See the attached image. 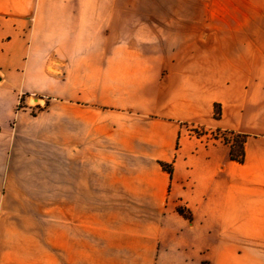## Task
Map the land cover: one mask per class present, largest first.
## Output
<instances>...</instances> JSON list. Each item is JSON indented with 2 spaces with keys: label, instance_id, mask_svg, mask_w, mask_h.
Wrapping results in <instances>:
<instances>
[{
  "label": "crops",
  "instance_id": "0c3cea01",
  "mask_svg": "<svg viewBox=\"0 0 264 264\" xmlns=\"http://www.w3.org/2000/svg\"><path fill=\"white\" fill-rule=\"evenodd\" d=\"M118 2L0 0V187L52 150L55 208L103 210L55 209L52 264H264V35H153Z\"/></svg>",
  "mask_w": 264,
  "mask_h": 264
},
{
  "label": "rangeland",
  "instance_id": "374dc122",
  "mask_svg": "<svg viewBox=\"0 0 264 264\" xmlns=\"http://www.w3.org/2000/svg\"><path fill=\"white\" fill-rule=\"evenodd\" d=\"M229 1L236 3V0ZM244 1L257 7L214 6L210 5V0H121L117 7L128 13L123 14L121 20L125 26L150 25L153 35L174 37L177 30H183L188 36L192 32L207 35L209 23L214 20L211 16H216L217 31L242 27L245 32L257 30L264 35V0ZM234 18L243 24H233ZM32 112L35 114L39 110ZM36 151L24 147V156L17 157L15 170L7 175L2 182L4 186L0 187V249L9 259H15L6 264H52L55 225L61 229L68 226L64 221H57L56 212L58 215L72 212L74 216L88 213L100 216L103 211L55 208V152L41 151L44 155L37 156ZM94 225L99 226V223ZM174 257L177 259L169 263L180 264L178 255Z\"/></svg>",
  "mask_w": 264,
  "mask_h": 264
},
{
  "label": "trees",
  "instance_id": "16d2710c",
  "mask_svg": "<svg viewBox=\"0 0 264 264\" xmlns=\"http://www.w3.org/2000/svg\"><path fill=\"white\" fill-rule=\"evenodd\" d=\"M244 137L237 135L234 137L233 142L231 144V153L230 158L235 161H240L242 163L244 161ZM167 173L171 174V169L166 164L163 165ZM178 213L183 215V217L190 219V215L186 213L183 208L179 207L177 209Z\"/></svg>",
  "mask_w": 264,
  "mask_h": 264
},
{
  "label": "built area",
  "instance_id": "2783aa9c",
  "mask_svg": "<svg viewBox=\"0 0 264 264\" xmlns=\"http://www.w3.org/2000/svg\"><path fill=\"white\" fill-rule=\"evenodd\" d=\"M197 134L199 133H193L194 136H198ZM211 138L214 140H220L223 143H228V144H232V140H233L232 136L226 135L225 133H222V132L213 134Z\"/></svg>",
  "mask_w": 264,
  "mask_h": 264
},
{
  "label": "water",
  "instance_id": "95a60500",
  "mask_svg": "<svg viewBox=\"0 0 264 264\" xmlns=\"http://www.w3.org/2000/svg\"><path fill=\"white\" fill-rule=\"evenodd\" d=\"M37 100V99H36Z\"/></svg>",
  "mask_w": 264,
  "mask_h": 264
}]
</instances>
